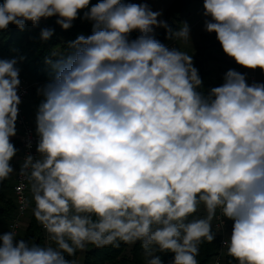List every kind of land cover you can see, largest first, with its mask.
Masks as SVG:
<instances>
[{
  "label": "clouds",
  "instance_id": "9594fccd",
  "mask_svg": "<svg viewBox=\"0 0 264 264\" xmlns=\"http://www.w3.org/2000/svg\"><path fill=\"white\" fill-rule=\"evenodd\" d=\"M90 4L0 3V30L52 17L63 30L78 18L92 26L45 58L51 73L36 90V152L16 173L30 186L46 243L10 228L0 234V264H77L89 245L137 243L143 264H163L166 253L170 264H199L218 214V227L233 222L222 241L228 255L264 264V83L229 69L205 92L192 55L156 39L163 28L167 39L191 40L187 22L173 30L147 3ZM202 14L225 55L264 72V0H203ZM53 34L43 28L40 39ZM17 64L0 59V183L15 173ZM20 203L23 212L27 202Z\"/></svg>",
  "mask_w": 264,
  "mask_h": 264
},
{
  "label": "trees",
  "instance_id": "16d2710c",
  "mask_svg": "<svg viewBox=\"0 0 264 264\" xmlns=\"http://www.w3.org/2000/svg\"><path fill=\"white\" fill-rule=\"evenodd\" d=\"M200 1L203 0H172L166 15L169 18L168 25L173 30L177 29L181 24V14L188 11L193 3ZM97 2L98 0H91L90 6ZM122 2L139 4L146 3V0H122ZM0 3H3V0H0ZM80 16H83V11L80 12ZM55 20L56 17L48 18L46 19V24L35 27L28 22L23 31L12 24L8 26L7 30H0V55L17 58L24 76L30 82L32 81L37 84L48 82L51 68L45 63V58L52 56L53 53L66 52L67 42L74 40L79 34H91L92 26L88 21L78 18L73 22L71 29L63 30L55 23ZM43 28L54 29V34L48 41H42L40 39V32ZM166 37L167 32L163 28L156 33V39L161 43H167L169 39ZM196 52L197 54L193 58V63L202 78L203 91L207 92L211 87L220 86L223 83L224 74L214 76L208 67V63L213 61L225 62L224 56H227L217 41L216 34L201 33L199 35ZM36 90L37 87H31L29 94L33 98L32 115L34 119L36 107L40 102V97L37 96ZM11 142L18 149L17 155L10 162L13 165L16 157L20 153V139L14 138ZM14 183L15 175L13 181L7 179L0 183V228L2 227L0 234L7 228L8 223L16 214V203L13 191ZM11 190L13 191V196H10ZM30 207H34L32 197ZM28 213L29 211L26 216ZM18 236L24 239L34 240L37 243H45L42 227L33 215H31L29 223L20 229ZM219 247V235L215 236L212 243H202L199 246V255L196 257L199 264H207L217 253ZM81 254L83 255L82 264H143L142 251L138 243L136 245L121 244L119 248L111 246L96 248L95 246L89 245L86 251L82 253L78 252L74 257L77 260V264H79ZM172 258L171 253L161 254L163 264H170ZM224 264H238V262L228 255L226 251Z\"/></svg>",
  "mask_w": 264,
  "mask_h": 264
},
{
  "label": "built area",
  "instance_id": "2783aa9c",
  "mask_svg": "<svg viewBox=\"0 0 264 264\" xmlns=\"http://www.w3.org/2000/svg\"><path fill=\"white\" fill-rule=\"evenodd\" d=\"M256 70L257 69L255 70L250 69L247 75L248 84H252L253 82H259ZM19 79L21 81V84L18 89V95L20 96L22 103L19 105V115H18V119L16 122V124L18 125L20 129V134H19V139H20L19 159L20 161L18 163L16 173L19 172L20 165L24 159V156L28 152L35 154L36 142H37V137L35 134V127L33 126V123L27 116L26 109H25V103L30 94L32 83L24 75H19ZM29 141H31V144H32L31 149L26 148V144ZM13 191H14V199L16 203V214L12 218V220L8 223L7 228L4 231H2L1 234L8 232L10 228H12L19 235L20 229L24 227L26 224L25 222L26 214L29 211L30 206H31V192H30V186L28 185V182L23 177H20L18 174H15V183L13 186ZM21 197H23L27 202V207H25L23 212H21L20 210L21 209V203H20ZM220 222H221V217H219V214H218L217 218L213 220V226H214V230L218 231L216 235L220 236V247L217 253L211 258V260L207 264H224L227 249L223 247L222 241L225 238H227V229H228L229 222L227 219H225L224 225L222 228L218 227L220 225ZM43 236H44V242L46 243V234L44 230H43Z\"/></svg>",
  "mask_w": 264,
  "mask_h": 264
},
{
  "label": "crops",
  "instance_id": "0c3cea01",
  "mask_svg": "<svg viewBox=\"0 0 264 264\" xmlns=\"http://www.w3.org/2000/svg\"><path fill=\"white\" fill-rule=\"evenodd\" d=\"M202 13H203V1H200V2L193 3L189 7L188 11L183 12L181 14V23L187 22L188 25L190 26V34L195 32V37L197 36L198 38H199V35L201 33H208V32H206L204 30V27H203V22H204L205 17L203 16ZM171 41H174V40H170L169 39L167 41V44L170 43ZM188 42L189 41H187V42L176 41L175 47H179L182 51L187 52L189 55H192V57L194 58L196 56L195 49H194V47H191ZM224 59H225V56H224ZM213 62H218V61H213ZM221 63H223V62H220V64ZM238 66H239V69L241 70L240 72L242 74H245L246 75V79H247V73H248L247 71L249 69L244 68V67H242L240 65H238ZM238 66H236V67H238ZM17 67L20 69V72H21L22 70H21V67H20L19 64H17ZM257 75H258L259 82L264 83V72H262L260 69H257ZM247 83H248V79H247ZM32 99L29 100V97H28L27 100H26V103H25L26 111L28 113L30 112L31 114H32V107H33V100ZM16 129H17V135L12 137L11 140L14 139V138H18L19 139L20 129H19L17 124H16ZM19 161H20L19 156H17L15 161H14V164L12 165V167L15 170V172H16L17 165H18ZM14 175H15V173L9 178V180L13 181L14 180ZM10 196H13V191L12 190L10 191ZM199 214L200 215L204 214L203 209H201ZM228 222L229 223H228V229H227V237L231 234L232 224H233V222L231 220H228Z\"/></svg>",
  "mask_w": 264,
  "mask_h": 264
},
{
  "label": "rangeland",
  "instance_id": "374dc122",
  "mask_svg": "<svg viewBox=\"0 0 264 264\" xmlns=\"http://www.w3.org/2000/svg\"><path fill=\"white\" fill-rule=\"evenodd\" d=\"M171 2H172V0H146V3L151 7V9L153 11L162 10L163 15H162L161 18L164 19L165 21H167V23H168V20H169V18L166 16L167 15V9H168V7H169ZM44 24H46V19H41V21L39 22L38 25H44ZM161 29L162 28L157 29L156 33L158 31H160ZM137 35H138L137 32H133L131 34L132 38H135ZM190 37H191V40H189L188 43H189V45L191 47H194L195 52H196L197 45L199 43V38L197 36L195 37V32L190 34ZM166 45L169 46V47H175L176 41L175 42L171 41L168 44L166 43ZM196 54H197V52H196ZM10 58H11L10 56L0 55V59H10ZM236 66H238V64H236L234 59H232V58H230L228 56H225V62H223L221 64H220V62H210V63H208V67L211 69V71H212L214 76H218V75L224 74L229 69H235V70L240 72L241 70L239 69V66L238 67H236ZM249 71H250V69L247 72L249 73ZM256 72H257V70H256ZM248 73H247V75H248ZM19 75H24V74L21 71ZM45 83H47V82H45ZM45 83H43V84L38 83L37 84V83L32 82L31 85H32V87H37L38 88V87L44 85ZM31 99H32V96L29 95V100H31ZM28 117L31 120V122L33 123V125L35 126V121H34L35 119H34L33 115L30 112L28 113ZM32 208L33 207H30L29 213H28V215L25 218L26 225L30 221V217L32 215ZM82 260H83V255L81 254V256L79 257V264H82Z\"/></svg>",
  "mask_w": 264,
  "mask_h": 264
}]
</instances>
